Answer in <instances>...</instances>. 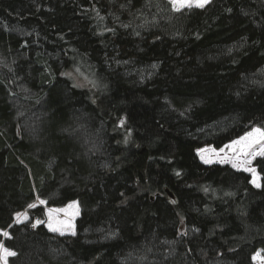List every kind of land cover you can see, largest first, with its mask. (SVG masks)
Here are the masks:
<instances>
[{
	"label": "trees",
	"instance_id": "1",
	"mask_svg": "<svg viewBox=\"0 0 264 264\" xmlns=\"http://www.w3.org/2000/svg\"><path fill=\"white\" fill-rule=\"evenodd\" d=\"M262 125L264 0H0L9 264H264V157L258 189L197 154ZM37 197L76 235L15 224Z\"/></svg>",
	"mask_w": 264,
	"mask_h": 264
},
{
	"label": "rangeland",
	"instance_id": "2",
	"mask_svg": "<svg viewBox=\"0 0 264 264\" xmlns=\"http://www.w3.org/2000/svg\"><path fill=\"white\" fill-rule=\"evenodd\" d=\"M167 1H169V0H167ZM210 2H211V0H210ZM208 4L209 3H207L206 5H208ZM185 8H188V7H184L182 9H185ZM191 8H199V7L192 6ZM68 77L73 80L74 84L77 87L84 89V90H88L90 92H93V89H94L93 83L82 72H70V73H68ZM82 84H84V85H82ZM257 128L264 130V125H262V127H253L249 131V133L252 132L254 129H257ZM247 134H245L242 137H245ZM241 138H239L235 141H238ZM233 142L225 145L221 149H215V148L210 147V146L202 148V149H206L208 151H205L203 153H201L200 150L198 151L197 154H198L200 162L205 164V165L229 166L230 168H232L236 171L245 172L251 178V185L255 188H258V189L261 188V176L259 175L256 168L254 167V163L258 158H261L264 156H262V155H255V156L244 155L240 151L239 145H236L234 147H229V146L233 145ZM221 150H223V151H221ZM255 150L257 152H259L260 146L256 145ZM202 156H203V158H202ZM225 158H226V162L221 163L220 160L225 159ZM205 159H210L212 162L211 163H205ZM246 160H251V163L250 164L245 163ZM233 163H235L237 166L233 167ZM246 168L255 169L256 174H257L256 179H257V182L260 184V187H257L254 183H252V181L254 179L253 174H252V172L246 171L245 170ZM41 201L42 200L37 197L35 202L32 204V205H34V207H29L27 210L18 214L15 217V224H28L29 223L32 226L35 225L34 228H36L40 225H43L51 233L58 234L61 236H75L76 235V222H77L78 218L80 217L79 204L77 202H72V203H69L64 208H49V207H47V205L44 201H43V203H41ZM37 209H42L44 211V221H41L39 219H33L31 217L32 212L34 210H37ZM37 221H40L41 223H37ZM50 221L54 224V226L60 227L63 231V234H61L60 231L54 232V231L50 230V228L48 227V224ZM4 233H8V232L0 231V236L3 239H6L8 237V235L5 236ZM73 233H75V234H73ZM0 244H3V243H0ZM10 258L11 257L8 258L7 264H9ZM0 264H3V262L0 261Z\"/></svg>",
	"mask_w": 264,
	"mask_h": 264
},
{
	"label": "snow or ice",
	"instance_id": "3",
	"mask_svg": "<svg viewBox=\"0 0 264 264\" xmlns=\"http://www.w3.org/2000/svg\"><path fill=\"white\" fill-rule=\"evenodd\" d=\"M169 2L172 4L173 8L176 11H180L182 8L184 7H188L191 8L192 6H196L199 8H203L207 3H210V0H169ZM236 145L240 146V151L247 156H255V155H262L264 156V130L262 129H254L252 132L248 133L245 137H242L240 140L238 141H234L233 145L229 146V147H234ZM259 145L260 146V150L259 152H257L255 150V146ZM201 153L208 151L206 149H201L200 150ZM223 151V150H221ZM203 158V156H202ZM212 161L210 159H205V163H211ZM221 163L226 162V158L225 159H221L220 160ZM245 163L250 164L251 160H246ZM237 165L235 163H233V167H236ZM246 171L252 172L253 174V181L252 183H254L257 187H260V184L257 182L256 179V171L253 168H246ZM41 203H43V201H41ZM29 207H34V205H29ZM37 223H41L40 221H37ZM33 227H35V225H33ZM48 227L50 228V230L52 231H60L61 234H63V231L60 227L54 226V224L50 221L48 224ZM75 234V233H73ZM5 236L8 235V233H4ZM17 253L9 248H6L3 246V244H0V261L3 262V264H7L8 262V258L9 257H14L16 256Z\"/></svg>",
	"mask_w": 264,
	"mask_h": 264
},
{
	"label": "water",
	"instance_id": "4",
	"mask_svg": "<svg viewBox=\"0 0 264 264\" xmlns=\"http://www.w3.org/2000/svg\"><path fill=\"white\" fill-rule=\"evenodd\" d=\"M168 194H169V193H168ZM170 197H171V198H173V196H172V195H170Z\"/></svg>",
	"mask_w": 264,
	"mask_h": 264
},
{
	"label": "bare ground",
	"instance_id": "5",
	"mask_svg": "<svg viewBox=\"0 0 264 264\" xmlns=\"http://www.w3.org/2000/svg\"><path fill=\"white\" fill-rule=\"evenodd\" d=\"M82 85H84V84H82ZM37 218V217H36ZM9 233V232H8Z\"/></svg>",
	"mask_w": 264,
	"mask_h": 264
}]
</instances>
